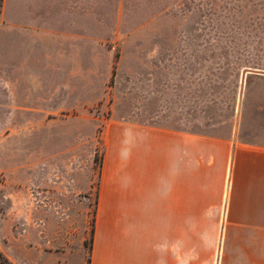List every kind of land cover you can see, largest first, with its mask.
<instances>
[{"label": "rangeland", "instance_id": "1", "mask_svg": "<svg viewBox=\"0 0 264 264\" xmlns=\"http://www.w3.org/2000/svg\"><path fill=\"white\" fill-rule=\"evenodd\" d=\"M54 2L41 31L0 48V73H31L0 90V250L14 264H91L113 124L264 139V0Z\"/></svg>", "mask_w": 264, "mask_h": 264}, {"label": "crops", "instance_id": "2", "mask_svg": "<svg viewBox=\"0 0 264 264\" xmlns=\"http://www.w3.org/2000/svg\"><path fill=\"white\" fill-rule=\"evenodd\" d=\"M46 8L0 0L1 53L16 31H41ZM0 78L9 94L31 73ZM105 143L91 264H264L263 138L124 121Z\"/></svg>", "mask_w": 264, "mask_h": 264}, {"label": "trees", "instance_id": "3", "mask_svg": "<svg viewBox=\"0 0 264 264\" xmlns=\"http://www.w3.org/2000/svg\"><path fill=\"white\" fill-rule=\"evenodd\" d=\"M96 219H97V209H96V218H95V224L93 229V238H92V253H93V244H94V235H95V229H96ZM0 264H14L10 258L0 250Z\"/></svg>", "mask_w": 264, "mask_h": 264}]
</instances>
